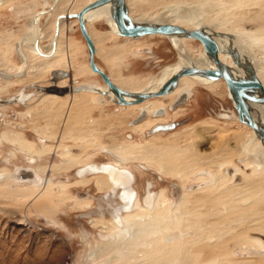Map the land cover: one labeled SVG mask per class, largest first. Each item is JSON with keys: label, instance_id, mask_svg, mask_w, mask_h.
I'll return each instance as SVG.
<instances>
[{"label": "rangeland", "instance_id": "374dc122", "mask_svg": "<svg viewBox=\"0 0 264 264\" xmlns=\"http://www.w3.org/2000/svg\"><path fill=\"white\" fill-rule=\"evenodd\" d=\"M76 1L67 0L64 8L75 7L70 10L75 13L78 11ZM127 1L130 15H141L148 20L163 13L170 18L178 8L191 9L195 13L207 12V24L224 32L236 33L241 40L259 48L258 65L262 68L260 77L264 79V46H261L264 45V0ZM6 2L0 5V55L4 63L20 66L14 46L25 32L30 35L27 25L32 21V14L45 7L44 0ZM52 19V14L43 16L40 30L53 29ZM173 23L190 29L196 25L180 18ZM59 25L63 32H59L56 51L64 52L66 58L61 67L70 73L73 68H87V50L77 19L66 18ZM89 28L96 32L109 31L104 20L91 21ZM48 31L40 45L48 43L51 34ZM101 35L99 37L105 36ZM183 39L184 46L201 52L198 40ZM28 41L27 38L24 40L26 50L33 56L39 55ZM172 44L166 36L145 35L127 40L112 34L110 39L96 43L94 61L118 79V84H122V78L148 82L164 66L179 59ZM46 47L49 46L43 48ZM132 48L146 50L133 54L130 52ZM116 49L115 54L109 52ZM3 68L5 65L0 67V72ZM23 68L24 75L21 76L13 75L15 72L9 73L11 79L0 75V104L19 92L20 95L32 92L29 101L25 98L22 102L4 103L9 105L2 111L3 115L0 114V133L9 131L12 138L18 141L22 138L33 153H39L38 170L48 177L50 183L46 188L41 185L44 189L40 190L19 184L15 167L27 165L22 155L28 150L12 141H0V264H115L114 245L104 243L101 236L111 232L112 207L118 200H106V191L95 186V177L87 176L85 182H78L75 175L91 161L120 163L128 167L134 175V187L138 192L143 182L150 181L152 190L163 191L166 203L176 204L182 194L189 192L180 206L170 211L169 217L162 216L153 225L137 231V238L127 244L133 258L121 264L141 260L143 264L144 261L146 264H179L183 258L186 264H264V258L254 260L259 255L245 251L250 246L258 250L264 247L255 240L258 233L264 234V169L257 166L252 156L247 157L244 150L255 135L253 131L238 119L223 118V113L231 114L233 110L225 84L219 82L212 90L201 85L188 88L183 104L179 108H169L164 119L176 122L174 128L150 137L145 130L134 131L129 126L131 109L107 102V97L106 102L97 107H91L88 102L87 111H79L70 122L62 119L66 111L65 107L62 109L64 105L50 104L53 105L50 110L42 111L44 108L37 102L41 99L39 93L43 92L28 86L31 83L39 87L49 86V73L40 81H33L42 76L34 79L30 68L27 65ZM82 76L80 82L103 84L97 74L86 72ZM73 81L67 79L69 84ZM160 98L167 107L174 95ZM40 105L46 104L40 102ZM70 112L68 108V117ZM120 115L123 118L117 119ZM195 129L197 134L193 135ZM37 136L46 138L42 143L46 145L45 149L39 145ZM102 144L117 147L119 154L125 153V159L118 160L115 154L106 151L95 152ZM190 145L195 147L196 153H192L194 147ZM145 146H149L152 153L143 156L141 152ZM63 150H66L63 157L67 162L58 155ZM226 168L230 171L236 168L238 172L228 176ZM205 171L214 177L211 189L190 192L193 186H199L203 180L199 175ZM55 176L64 181L60 187L53 188L57 184L53 179ZM216 178L230 181L225 186L242 185L224 190V185L214 184ZM20 188H26V191L23 193ZM216 193L219 194L217 198L211 199V194ZM245 203H249V208L242 212L239 207L238 212L222 211ZM170 217L173 222L168 224ZM155 230L160 232V243L166 236L171 238V243L160 247Z\"/></svg>", "mask_w": 264, "mask_h": 264}, {"label": "flooded vegetation", "instance_id": "af4514ba", "mask_svg": "<svg viewBox=\"0 0 264 264\" xmlns=\"http://www.w3.org/2000/svg\"><path fill=\"white\" fill-rule=\"evenodd\" d=\"M53 1H55V0H53ZM53 1L49 2L47 0H44L43 7L44 6L45 7L42 8L38 13L32 14V21L31 22L28 20L29 23H28L27 26H29L30 35L26 34V32H25L22 35V39L18 42L17 45L14 46L15 55L18 58V60L20 61V63H21L20 66L16 65L17 68H18L17 72L19 71V68H22V56L26 57V53H25L26 52V47H25V43H24V40L26 38L29 39L28 42H29V44H31V48H33V49H35L34 45H33V41L35 42V39H36V42H37V45H38V49L42 53L45 52L44 54H46V53H47V55L50 54L48 57H50L54 52H57V51L51 52L52 36L54 34V28L52 29L50 27V31L49 32L51 34L48 37L49 41L47 39L48 43L44 42L42 45H40V41L42 39H44V38L39 39L40 34L42 32V30H40V28H41L40 22H41V19L43 18V16H45V15L48 16V15L52 14V18H53V16L59 15V14H55V12H53V8L55 6V5H53V3H54ZM7 2L5 0H0V5H3L5 3H7ZM41 12H44V13H41ZM76 12H78V11H76ZM129 15H130V13H129ZM34 19H35V22H34ZM51 22H53L52 24H54V26H55L56 19L54 21L52 19ZM61 22H62V20H61ZM173 24H175V23H173ZM193 28H195V27H193ZM109 30H110V27H109ZM59 32H61V33L63 32V28L60 27V25H59L58 36L60 35ZM99 34H105V36H108V35L112 36L110 31L99 32ZM114 35H118V34H114ZM152 35H158V34H152ZM158 36H163V35H158ZM109 39H110V37H109ZM131 39H135V38H131ZM172 39L173 38H171L170 40H172ZM184 39H189V38H184ZM127 40H129V38H127ZM57 41H58V39H57ZM56 45H57V42H56ZM172 45L174 47V44H172ZM44 46H49V47L48 48L47 47L43 48ZM95 48H96V45H95ZM136 49H139V48H135V50ZM140 49L142 51L146 50L144 48H140ZM55 50H56V47H55ZM131 50H134V48H132ZM112 51H118V50L116 49V50H112ZM112 51H109V52H112ZM142 51H140L139 53H141ZM45 57H47V56H45ZM26 63H27V58H26ZM55 68L67 70V68H64V67H61V66H57ZM51 69H54V68H48L46 70V72L42 75V77L40 76L41 78H39L37 80H33V81H40L41 79H43L46 76V73L50 72ZM1 72H4V70L1 71ZM65 72H67V71H65ZM86 72L89 73V74H92V75L96 74V73H93L90 70L89 66L87 68H73V71L70 73L71 76L69 78H67L68 75L65 76L66 78L59 77V78L55 79L54 83L50 81L51 77L48 74L49 86L50 85H54L55 87L67 86V87H70V88H74V87H77V86H85V85L88 86V85H90L94 89H98V90H101V91H104L103 88L105 87L107 89V93L110 94L111 96H113L112 92L106 87V85L104 83L96 85V84H92V83H89V82H80V79L84 76V75L82 76V74L86 73ZM174 72H175V70H174ZM67 74H69V73L67 72ZM107 74L110 76L112 81L117 84L118 79H114L111 73H107ZM185 76H188V75H185ZM67 79H69L70 81L73 79L74 81L69 84V83H67ZM100 80H101V78H100ZM164 82H162V84ZM207 82L212 83L210 81H207ZM219 82L225 84L222 79H219V80H216V82H213V83H216L214 85V87ZM175 85H177V83ZM194 85H200V84L195 81L192 84H190L189 87L186 86V87L181 88V89H179L177 91H174V89L176 87V86H174L172 88V90H170V92H168L165 95V96L174 95V98H173L172 102L169 105H167V107L164 105V103H163V101L161 100L160 97L148 99V100H145L144 102L138 103V104L123 105V106H125L124 109L129 108V109L132 110L131 113H129L131 115H129L130 117H129L127 123H129V126L134 131H139V132H141L143 130H145L147 132L148 130H150L156 124H169V123H172V122H167L166 120H164L166 115H167V113H168V109L169 108L170 109L179 108L180 105L183 104V102L185 101L186 97L188 96V88H190V87H192ZM201 86L204 87V88H207L204 85H201ZM207 89H209V88H207ZM209 90H212V89H209ZM79 92L80 93H88V94L91 95L89 100L84 104L86 106V108L89 107V106L86 105L88 102H90L92 104L91 107H97L100 104H104L106 101L112 103V101H110L109 97L106 96V95L101 94L100 91H96V90H94L92 92H90L88 90H81V91H78V92L77 91H73V93H79ZM148 92H150V91H148ZM73 93L72 92H68L66 94H63V96L65 97L64 99L59 98V97H63L62 95H56V94H50V93H39L40 96H41V99L37 102V105L42 107V108H44L42 111H48V110L51 109V106H53V105H51L49 107H47L46 105H40V102L43 100V98L45 99L44 95L50 94L56 99V100H54V102L58 101V102H63V104H64L65 101L67 100V98H69V96L71 94H73ZM144 93H146V92H144ZM226 93H227L228 97L232 101V98L229 96L227 90H226ZM28 94L29 93H26V92L22 93V96H21L22 99L27 98L28 99L27 101L31 100L32 97L28 98V96H27ZM165 96H162V97H165ZM105 97H107L106 101H105ZM124 97L130 98V96L128 97L127 94ZM155 100L162 101V105L157 107V108L152 109V111H148V108H150L151 101H155ZM232 104H233V101H232ZM8 105L9 104H4V105L0 104V114L1 115H3L2 111H4L5 107L8 106ZM120 106H122V105H120ZM64 107H65L66 111L63 112V118L62 119L67 121L66 119L68 118V107H69V104H68V107H67L66 104H64V106L62 108L63 110H64ZM134 107H136V108H134ZM37 112H39L38 109H37ZM233 112L236 113L234 108L231 111V114ZM14 114H16V112ZM223 114H226V113H223ZM11 116H13V115H11ZM122 118H123L122 115H120L117 119H122ZM98 121H99V119H98ZM145 121H153V124H151L149 127H144L142 129L138 128V126L143 124ZM4 132L7 133L8 137H11L10 136V132H8L7 130L6 131L3 130L2 133H0V141L2 139L6 140L3 137L4 136ZM160 132H162V131H156V132H154L153 134H150V135L151 136H155V135L159 134ZM150 135H148V136H150ZM37 137H38L37 141L39 142V145L41 147H43V146L45 147L46 145L42 144V143L46 142V138L44 136H37ZM9 141H11V140H9ZM115 148L118 149L117 147H115ZM262 148H263V146H262ZM102 151H106L108 153L115 154L116 157L118 158V160H122V161L124 160L122 157H120L117 154V152H115V150H113L109 146H106V145H103V144L102 145H98V147L96 148L95 152H102ZM263 151H264V148H263ZM65 153H66V150L65 151L63 150L58 155H59V157H61V159L64 162H67L68 160H66L63 157ZM147 153L148 152L146 151V149L144 147V149L141 152V154L144 156ZM25 154L22 155V158H23L24 162L27 165H25V166H16L15 167V171H16L17 168H20V167L31 168L33 170V172L38 176V181L37 182H34L32 180H30V181H21V180H23L25 178H31V177H21L19 175H16L15 177H16L17 182H19V184H28L30 189H38V190H40V189H44L46 187H49L50 180L48 179V177H44V174H42L38 170V167L40 165L38 160L40 158H38V156L35 155V154H33V155L32 154L29 155V153H25ZM7 159H9V158H5V160H7ZM260 169H264V166L262 168H260ZM48 170L50 171L51 169H48ZM45 171H46V174L49 173L46 169H45ZM194 172H196V171H194ZM236 172H238V169H236V168L232 169V171H230L228 168H226V175H228V176H231V175H233ZM200 174L201 175H199V177L203 176L201 178L203 180H201L199 186H196V187L193 186V188H191L190 192L191 191H195L196 192L197 190L198 191H200V190L206 191V190H210L211 189V187H212L211 180H212V178H214L212 176V173L208 175L207 171H205L204 173H200ZM75 175H76L77 178H79L78 182H85L87 180V178H86L87 176L95 177V186L99 190H104L105 189V191H106L105 193L108 196V198L106 200H112V199H117L118 200V201H115L113 203L114 205L112 207L113 208L112 215H111L112 216V221H111V223L109 225L111 227V232L105 233V235L101 236V240L104 243L105 242H112L113 243L114 248H115V256H114L113 261H115V264H121L124 261H130L131 258H133V255L130 254L131 249L128 248L127 244L133 243V240L137 238V236H136L137 231H139L143 226H146V225L147 226L148 225L151 226V225H153L152 223H154V221L156 219H159L162 216H168L169 217L170 216V214H169L170 211L171 210H175L176 208H178L180 206V204L182 203V199L184 198V196L187 193H189V192H187L184 195L182 194L181 199L176 204L166 203V199L164 198L163 191L161 189L159 191L152 190V184H151L150 181L143 182V192L139 193L136 190V188L134 187V175H133L132 171L128 167L120 165V163L92 162L91 161V162H88L87 164H84L83 167H81L77 172H75ZM40 179H41V181H40ZM53 179L57 181V184L52 186V187L53 188L54 187L55 188L56 187H60V185L62 184L61 182H62L63 178L55 176V178H53ZM218 180L219 179L216 178V180L214 182V184H216L217 186L218 185L223 186L227 182H230V181H226L225 178H223L224 182L220 180L221 181L220 184H217ZM37 184H41L44 188H42L41 185H37ZM241 185L242 184H235V185H229V186H225L224 185L225 186L224 190L231 189L232 187H239ZM40 186H41V188H40ZM20 189H21V191L23 193H24V191H26V188H20ZM17 190H19V189L17 188ZM23 193L21 194V196H24ZM217 194L218 193L211 194L210 198L211 199L212 198H217V196L219 195V194L218 195ZM248 204L249 203H245L244 205L238 206V207H247ZM127 206H129L130 209L126 210L125 208ZM235 209H237V208H235ZM222 211H227L228 212V211H230V207L229 208L228 207L227 208H223ZM136 220H138V221H136ZM171 222H173V219L170 217V220L168 221V224H171ZM155 232L157 233L156 239L158 240V245L160 247L161 246H165V245H169L171 243V238L169 236L163 237L162 240H161L162 242L160 243V240H159L160 237L158 238V236H159L158 233H160V232L157 231V230H155ZM261 233H258L259 237L255 238V240H257L260 243V246L264 245V234H261ZM202 239H203V237H202ZM259 249L260 250L255 249V248L250 246V247L246 248L245 251L246 252L249 251V252H251L253 254L254 253L258 254L259 255L258 258H255L254 260H261V258L262 259L264 258V247H260ZM141 261L140 262L139 261L133 262V264H143V263H141ZM145 262L146 261H144V264H146ZM186 262L187 261L184 260V258H183L181 261H179V264H186Z\"/></svg>", "mask_w": 264, "mask_h": 264}, {"label": "bare ground", "instance_id": "6f19581e", "mask_svg": "<svg viewBox=\"0 0 264 264\" xmlns=\"http://www.w3.org/2000/svg\"><path fill=\"white\" fill-rule=\"evenodd\" d=\"M66 1L67 0H56L53 3V5H55L54 8H53V12H55V14H59V15L53 16V21L56 19L57 20V24H55V26H54V34L52 36L51 52L56 51L55 47H56V42H57V39H58L59 24L61 23V20H65L66 18H68L66 15L72 14L70 12V10L75 8V7L74 8L70 7L69 9L64 8V4L66 3ZM74 2H75V0H74ZM76 2H78L77 8L79 10L83 6L87 5L88 2L90 3L92 1L78 0ZM124 3H125V10L127 11V16L131 19L132 22H135L137 24H142V25H145V24L157 25V24H162V23L173 24V22L176 19H179V18L195 23L196 24L195 28H191V29L197 30V31L207 35L209 38H211L215 42V44L217 46V56H218L219 60L223 63V65L226 68L227 72L233 78H235V79H245V78H248V76L250 74H253L257 78V80L261 83V85L263 86V89H264V79H262L260 77V72H261L262 68H260V66L258 65V55H259L258 49L259 48L249 44V42L241 40L240 36H238L236 33L224 32L222 30L213 28L212 26L207 24L205 22V20L207 19L206 17L208 16L207 12H205V11L201 12L200 11V13H195L191 9L188 10V9H183V8H178V9L176 8L177 10L172 13L170 18H168L167 16H163V14H164L163 13L162 16H160L158 18L154 17L155 19L152 18V19L148 20V19L144 18L141 15H137V16L129 15L130 12H129L128 5H127L128 1L124 0ZM112 8H113V2L112 1H107V2H104L102 4H99L97 6H94V7H91L89 9L85 10L84 13L82 14V21H83V23L85 25L87 33L89 34V37L91 38V41H92L93 45L94 44L96 45V43L99 42V41L108 40L110 35L104 36V37H99V36H102L101 34H99V32H96L93 29L89 28V25H90L91 21L104 20V22H106V24L110 27L109 31L111 32V34L120 35L118 33L116 27H115V24H114L112 18H111ZM60 15H64V16L63 17H59ZM71 18H75V17H71ZM34 22H35V19H34ZM52 23L53 22H51V24ZM175 25H178V24H175ZM179 26H181V25H179ZM182 27L186 28L184 26H182ZM186 29L190 30V28H186ZM47 31H42L41 34H40L39 39L44 38L47 35L46 34ZM156 34H158V33H156ZM147 35H152V34H147ZM158 35L166 36L168 39L173 38L172 42L174 44V48L177 50V52L179 54V59L174 64H171V65H168V66H164L151 80H148V82H144V81L132 82L128 78H122L121 79L122 84H118V81H117V84H118L117 85L116 83H114L112 81L110 76L97 65L103 72H105L107 74V76L109 77L111 82H113L122 91L124 90L123 94H122V97H123V99L125 101L128 102V104H138V103L134 102V100L136 99L137 96L142 95V93L143 94H148V93L155 92L161 86L162 82H164L172 73H173L172 75L176 74L178 72V69L180 70L183 67H195V68L197 67V68H201V69L214 68V64H213L212 60H210V58L205 54L201 44H200V47L202 49L201 52H195L191 48H188V47L184 46V44L181 42L182 38H189V37H186L183 33H171V34H167V35L158 34ZM143 36H145V35H143ZM123 37H125V36H123ZM139 37H142V36H139ZM139 37H135V38H139ZM126 38H133V37H126ZM189 39H194V38H189ZM4 40H6V39H4ZM33 45H34V48H35V51H36V52L35 51L34 52L39 54V55L33 56L28 50H26V52H25L26 53V57L22 56V68L18 72H17V70H18L17 66H12V65H8V64L4 63L2 61L1 55H0V67H3L5 65V68H3L5 73L4 72H0V75H2L3 77H5L7 79H11V75L9 73H13V72H16V73H13V75H15V76L24 75L23 74V72H24V68L23 67L25 65H27V67L30 68V72H31L30 75L34 79L42 76L46 72V70L48 68H54V69H51V70L67 71L69 73L67 78H69L71 76V74H70V72L68 70L55 68L57 66H61L63 61H64V59L66 60V58L64 56V52H62V51L54 52L50 57H48L50 54L49 55L44 54L38 49V45H37L36 39H35V42L33 41ZM95 45H94V49H95L94 55L96 53ZM261 46H264V45L261 44ZM59 49H61V48H59ZM32 50H33V48H32ZM140 51H142L140 48L136 49V50L135 49L134 50H130V52L133 53V54H135L136 52L139 53ZM110 53L115 54L116 51H112ZM45 56H47V57H45ZM26 58H27V63H26ZM174 70H175V72H174ZM185 75H188V76H185ZM185 75H182L183 77L180 76L181 78L179 77L176 80V82L173 83L169 87V89L166 91L165 94L160 95V96H156V97H151V98L144 99L143 101H141L139 103H142V102H144L145 100H148V99L165 96L168 92H170V90H172V88L174 86H176L174 91H177V90H179L181 88H184L186 86L189 87V85L192 84L195 81L198 82L200 85L206 86L209 89H213L214 85L216 84V83H213V82H216V80L211 79V78L206 77V76H202L200 74H185ZM64 78H66V77H64ZM217 80H219V79H217ZM207 81H210L212 83H209ZM176 83H177V85H175ZM64 87H66L68 89L64 94H66L68 92H72L73 93V91H77L78 92V91H81V90H88V91L92 92V91L96 90V91H100L101 94L108 96L110 101L115 102L118 105H128V104H120V103H118V101H117L115 95L113 94V92L110 90L112 92V94H113V96H111L110 94L107 93V89L105 87L103 88L104 91H101V90H98V89H94L90 85H88V86H86V85L85 86H77V87H74V88H70V87H67V86H64ZM148 91H150V92H148ZM144 92H146V93H144ZM50 94L44 95L45 99H43L41 101V104H46L47 107L50 104H56V105H62L63 104V102H58V101L54 102V100H56V99ZM126 94H127L128 97L130 96V98L124 97V96H126ZM228 94L231 97V94L229 92H228ZM244 94H245L244 96H246L244 98V102H245V105L247 107V110H248L250 116L252 117L253 121L255 122V124L259 128H264V103L257 101L260 98V95L258 94L257 91H246ZM31 95H32V92H30L27 95L28 98L31 97ZM21 96H22V94L19 96V99L21 101H24L25 99H22ZM90 96L91 95L88 94V93H80L79 92V93H73V94H71L69 96V98H67V100L65 101L64 104H66L67 107H68V104H69L68 108L71 110V112L69 114L70 116L66 119V120H68V122H70L73 118H75L74 115H77L79 113V111H80V113L81 112L84 113L85 111H87V108H86V106L84 104L89 100ZM232 101H233V99H232ZM233 103H234V101H233ZM161 105H162V101H159V100L151 101L150 108H148V111H152V109L157 108V107H159ZM134 108H136V107H134ZM223 118L236 120L237 119V115H236V113L233 112L232 114H224ZM151 124H153V121H145L143 124H141L139 126L137 125V126H138V128L142 129L144 127H149ZM156 125H160V124H156ZM173 128L164 130L163 132L168 131V130H172ZM150 130H148L147 132H149ZM157 131H161V130H157ZM195 131H196V129L193 131V135L197 134V133H195ZM153 133L154 132L148 133V135L153 134ZM191 135H192V133H191ZM188 136H186V137H188ZM195 136H193V137H195ZM3 137L6 140H8V139L11 140L15 144L18 143L22 148H26L28 150L29 154H32V155L35 154V155L38 156V158H40L39 153H36V152L33 153V150L30 149L29 147H27L22 142V140H21L22 138L21 139L19 138V141H18L15 137L14 138L8 137L7 133H5V132H4V136ZM81 138H82V135H81ZM194 139L195 138H193V140ZM180 141H182V140L180 139ZM185 143H187V142H185ZM192 143H190V144H192ZM190 146H192V145H190ZM190 146H189V148H191ZM262 146L264 148V139H261L258 136L253 135V138L251 139L250 143L247 144V146H245V149H244L246 154H247V156H252L256 160L255 162L258 164L257 166L260 167V168H262L264 166V151H263ZM30 147H31V145H30ZM109 147H111L113 150H115V152H117V154L120 157L125 159V156H124L125 153L124 152H123V154H119L118 150L114 146H109ZM186 147H188V146H186ZM193 147L194 146H192V148ZM42 148L45 149L44 146ZM220 148H221V146H220ZM145 149H146L147 152L152 153V150H150L149 146H145ZM193 149H194V151H193ZM193 149H192V153H194V152L196 153L197 150H195V147ZM125 150H126V148H125ZM119 151H122V150H119ZM16 171L23 172V173H31V175H32L31 178H25V179H23L21 181H30V180H32L34 182L38 181V176L33 172V170L31 168L20 167V168H17ZM220 182L221 181L218 180L217 184H220ZM37 185H41V184H37ZM200 191H202V190H200ZM196 192H199V191L197 190ZM246 193L247 192H245L244 194H246ZM248 206H249V204H248ZM248 206L247 207H239V208H240V210L242 212L243 210L249 208ZM235 208H237V209H235ZM125 209L128 210V209H130V207L127 206ZM231 211H237L238 212L239 211L238 206L237 207L235 206L234 208L230 207V212ZM205 254H207V253H205ZM252 264H254V263H252Z\"/></svg>", "mask_w": 264, "mask_h": 264}, {"label": "water", "instance_id": "95a60500", "mask_svg": "<svg viewBox=\"0 0 264 264\" xmlns=\"http://www.w3.org/2000/svg\"><path fill=\"white\" fill-rule=\"evenodd\" d=\"M107 1L113 2V8L111 11V18L115 24V27L118 31V33L121 36L125 37H139L147 34H171V33H183L186 37L194 38L198 40L205 52V54L212 60L214 64V68L211 69H201V68H195V67H183L178 72L172 76H170L155 92L148 93V94H142L136 97L134 100L135 103H139L143 101L144 99L160 96L166 93V91L169 89V87L176 82V80L185 74H200L202 76L209 77L211 79L217 80L222 79L225 83V86L228 90V92L231 94V97L234 101L233 108L236 112L237 119L239 122L245 124L247 127H249L253 133L258 136L261 139H264V128H259L255 122L253 121L252 117L250 116L247 107L244 102V96L246 91H257L260 95V98L257 100L259 102L264 103V89L261 83L257 80V78L250 74L248 78L245 79H235L233 78L224 67L223 63L219 60L217 56V46L215 42L209 38L207 35L193 29H186L182 26L175 25V24H169V23H162L157 25H151V24H137L135 22H132L131 19L127 16V11L125 10V3L124 0H94L87 5L83 6L78 10L76 13L68 14L67 17H75L77 19V27L78 30L85 42L86 50H87V62L90 70L93 73H96L101 78L102 82L106 85V87L113 92L115 95L118 103L120 104H128L127 101H125L122 97L123 91L117 87L105 72H103L94 61V45L91 41V38L89 37V34L87 33V30L85 28V25L82 21V14L85 10L97 6L99 4H102ZM64 15H60L59 17H63ZM57 24V20L55 22ZM56 30V29H55ZM67 72L61 71V70H51L49 72V76L51 77L50 81L54 83L56 78L59 77H65L67 76ZM28 87H33L34 90L42 91L43 93H51L56 95H63L68 89L66 87H55L54 85H50L47 87H39L35 84H30ZM20 92L14 96L11 97L3 102L9 103L12 101H21L19 99ZM22 102V101H21ZM176 125V122H172L170 124H160L155 125L151 128L149 132L145 131V134L148 135V133L155 132L157 130H167L171 129ZM16 175H19L21 177H32L31 173H23L16 171Z\"/></svg>", "mask_w": 264, "mask_h": 264}, {"label": "crops", "instance_id": "0c3cea01", "mask_svg": "<svg viewBox=\"0 0 264 264\" xmlns=\"http://www.w3.org/2000/svg\"><path fill=\"white\" fill-rule=\"evenodd\" d=\"M9 132V131H8ZM9 141V140H8ZM13 143V142H12ZM26 155V154H25ZM28 155V154H27ZM30 155V154H29ZM140 189V192L139 193H142L143 192V183L141 186L138 187ZM137 190V189H136Z\"/></svg>", "mask_w": 264, "mask_h": 264}]
</instances>
